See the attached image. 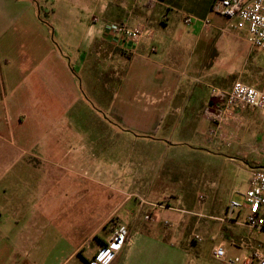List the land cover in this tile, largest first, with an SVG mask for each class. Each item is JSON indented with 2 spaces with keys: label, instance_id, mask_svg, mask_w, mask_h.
<instances>
[{
  "label": "crops",
  "instance_id": "obj_1",
  "mask_svg": "<svg viewBox=\"0 0 264 264\" xmlns=\"http://www.w3.org/2000/svg\"><path fill=\"white\" fill-rule=\"evenodd\" d=\"M55 1L0 0V264H40L41 256L48 257L45 264H57L63 255L71 264L76 257L81 264H217L213 250L218 246L228 257L246 256L240 244L248 239L243 213L226 218L227 204L213 211L198 200L188 204L174 199L158 209L156 221L142 223L136 204L124 209L131 201L122 199L125 189L114 193L106 186L100 188L114 193L111 205L101 208L95 221L89 213L81 215L85 230L78 237L73 230L78 203L68 206L66 189L57 191L55 163L40 148L51 152L48 137L55 124L43 115L49 110L43 106L49 92H67L71 99L79 92L76 72L56 52L50 25L41 20L42 13L55 16ZM64 2L62 16L78 11L87 16L83 26L76 17L84 29L73 57L76 70L94 72L102 85H113L104 92L132 94L130 113L138 117L128 126L148 144L161 145L171 154L201 152L231 163L250 153L257 157L253 166L261 162L264 114L239 106L236 121L220 129L205 115L206 109L213 112L222 103L210 90H229L235 81L259 89L264 72L263 53L249 44L245 29L237 30L210 12L212 0ZM93 16L99 22L91 25ZM187 16L192 17L190 24L184 23ZM123 21L145 24L152 38L127 45L102 30L101 23ZM243 145L249 149L243 151ZM168 176H173L167 179L176 188L172 191L181 192V180ZM104 199L110 202V197ZM117 225L126 226L130 237L114 250L107 243ZM57 232L65 236L59 246ZM196 234L202 242L193 241ZM72 236L77 237L74 245L67 243Z\"/></svg>",
  "mask_w": 264,
  "mask_h": 264
},
{
  "label": "rangeland",
  "instance_id": "obj_2",
  "mask_svg": "<svg viewBox=\"0 0 264 264\" xmlns=\"http://www.w3.org/2000/svg\"><path fill=\"white\" fill-rule=\"evenodd\" d=\"M54 4L57 11L55 16L50 18L42 13L41 20L50 25V38L56 52L76 72L79 92L76 99H71L67 92H49L43 103L49 110L43 115L47 116L49 123L55 124L52 135L48 137L51 141L47 149L51 152L45 151L43 145L40 148L42 156L50 154L49 157L55 163L57 191L66 189L68 206L78 203L74 209L78 214L74 216L77 228H73L78 237L85 230L80 222L83 219L81 215L89 213L95 221L94 217L100 209L111 205V198L119 189L126 191L122 199H131L124 209L133 208L136 204L142 223L151 208H166L174 199L184 200L188 204L198 200L202 207L211 205L213 211L221 210L231 201L241 202V194L247 189L249 177L246 166H253L257 157L249 153L247 158L235 157L236 161L231 163L205 156L201 152L171 154L161 145L152 147L148 144V139L141 138L140 132L128 126L129 122L134 124L138 117L130 113L129 104H135L132 94L104 92L112 90L113 85L104 86L94 72H87L86 69L78 72L75 68L73 57L84 36L82 26L87 22L86 14L78 11L73 17L70 14L64 17L61 12L67 2L56 0ZM76 17L82 26L75 23ZM261 53L264 56V52ZM262 60L264 62V58ZM261 76L262 85L259 89L264 87V72ZM109 106L113 108L108 109ZM43 127L42 138L45 132ZM244 147L243 151L249 149ZM40 166L43 169L45 165L40 162ZM168 174L181 180V192L172 191L176 188L167 181L173 177ZM100 186L110 187V190L114 188L115 192L104 193ZM106 197H110V202L104 199ZM243 231L254 241L263 239L261 232L246 227ZM63 237L64 234L57 232L58 246L64 243ZM76 240L77 237L72 236L71 242L67 243L74 245ZM37 260L45 264L48 257L41 256ZM73 262L81 264L77 257ZM57 264L71 263L63 255L58 256Z\"/></svg>",
  "mask_w": 264,
  "mask_h": 264
},
{
  "label": "built area",
  "instance_id": "obj_3",
  "mask_svg": "<svg viewBox=\"0 0 264 264\" xmlns=\"http://www.w3.org/2000/svg\"><path fill=\"white\" fill-rule=\"evenodd\" d=\"M210 12L225 18L237 30L245 29L249 44L256 50L264 52V0H212ZM96 16L91 18V25L98 23ZM192 17H185L184 23L190 24ZM208 24L207 20L203 21ZM102 30L113 40H119L127 45H137L143 39H151L153 33L145 24L129 26L124 22L101 23ZM150 53L155 48H149ZM212 98L222 102L220 108L211 112L205 110V115L210 122L220 129L222 125L236 121V109L239 106L258 110L264 114V90L240 81L232 83L229 90H210ZM242 201H231L227 204L224 216L230 218L235 214L243 213L242 225L250 230L263 233L261 241L250 238L242 240L240 244L247 249V255L243 257H228L222 246L213 250V258L217 264H264V147L261 154V162L249 170L247 189L241 194ZM157 207L144 220L156 221L158 217ZM167 225V222H164ZM130 233L126 226H115L110 234L108 246L114 250L121 248L129 240ZM193 241L200 243L202 237L194 235Z\"/></svg>",
  "mask_w": 264,
  "mask_h": 264
},
{
  "label": "trees",
  "instance_id": "obj_4",
  "mask_svg": "<svg viewBox=\"0 0 264 264\" xmlns=\"http://www.w3.org/2000/svg\"><path fill=\"white\" fill-rule=\"evenodd\" d=\"M97 237H95L94 239H96Z\"/></svg>",
  "mask_w": 264,
  "mask_h": 264
}]
</instances>
